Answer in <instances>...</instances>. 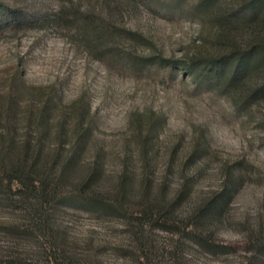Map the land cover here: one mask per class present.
Instances as JSON below:
<instances>
[{
    "label": "rangeland",
    "instance_id": "obj_1",
    "mask_svg": "<svg viewBox=\"0 0 264 264\" xmlns=\"http://www.w3.org/2000/svg\"><path fill=\"white\" fill-rule=\"evenodd\" d=\"M72 1L101 12L97 1ZM193 1L179 10L173 0H120L112 16L99 13L106 28L96 49L73 25L0 31V133L10 97L7 128L16 142L32 133L31 118L47 101L45 159L76 157L65 191L96 167L89 187L105 200L103 208H53L50 241L57 254L64 250L61 264H143L128 225L143 192L162 200L175 219L166 230L143 228L150 264H264V97L243 102L233 88L207 87L156 63L159 56L183 59L210 48L202 38L207 26L186 11ZM0 3L31 18L58 6L57 0ZM78 122L87 128L81 144ZM118 199L124 213L108 206ZM212 201L217 208L200 223L212 241L205 248L183 226ZM18 219L0 200V264H55L46 240L8 232Z\"/></svg>",
    "mask_w": 264,
    "mask_h": 264
},
{
    "label": "trees",
    "instance_id": "obj_2",
    "mask_svg": "<svg viewBox=\"0 0 264 264\" xmlns=\"http://www.w3.org/2000/svg\"><path fill=\"white\" fill-rule=\"evenodd\" d=\"M57 1L55 10L35 18L22 15L19 10L0 3V31L7 27L16 32L24 26L42 29L46 23L73 25L86 38L89 48L96 49L106 28L100 21L99 13L105 12L106 16H112V4H120V0H93L99 2L101 10L95 14L90 8H82L72 0ZM173 2V7L181 10L186 0ZM186 7V11L197 17L199 26H207L202 38H208L210 48L183 59H163L159 56L156 63L174 71L179 70L192 77L196 83L207 87L233 88L243 102L264 97V0H194ZM108 32L113 34V30L109 29ZM248 75L255 77L253 84H245ZM46 102L36 116L31 118L32 133H24L19 142L14 140L11 128H7L12 117L11 97L1 109V117L6 125L5 131L0 133V200L20 214L18 221L7 226L8 232L22 240H46L54 254H51L53 261L61 264L60 262L65 261L64 250L60 249L57 254L58 245L51 244L50 241L53 235V208L58 204L103 208L105 200L97 189L89 187L96 177V167L79 183L74 184L72 190L65 191L64 180L69 177L68 172L75 165L76 157L71 155L57 163L56 157L51 161L45 159L42 137L47 117ZM74 133L79 144L85 138L87 128H81V122H78ZM76 150L77 147L73 154ZM123 188L122 183L119 185L120 198L124 195ZM119 202L118 199L107 205L124 213ZM139 202L140 208L137 213L130 214L128 225L131 227L133 241L136 242L138 259L143 264H150V240L144 235L143 228L147 226L166 230L164 226L175 224V219L169 216L171 212L162 200L154 197L151 199L143 192L139 196ZM216 208L214 201L200 205L183 226L184 233L201 247L212 246L209 235L203 234L200 223L209 210L214 211ZM259 249L264 252V244H259ZM175 257H179L178 254L172 256L174 259Z\"/></svg>",
    "mask_w": 264,
    "mask_h": 264
}]
</instances>
